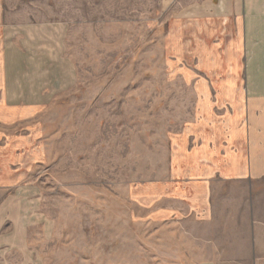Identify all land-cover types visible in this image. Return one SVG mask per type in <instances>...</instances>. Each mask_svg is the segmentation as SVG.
Masks as SVG:
<instances>
[{"label": "rangeland", "instance_id": "1", "mask_svg": "<svg viewBox=\"0 0 264 264\" xmlns=\"http://www.w3.org/2000/svg\"><path fill=\"white\" fill-rule=\"evenodd\" d=\"M234 1L6 0L28 104L0 105V205L39 264L154 261L162 237L146 217L161 198L175 205L160 189L194 161L188 128L222 103L210 85L245 79L264 45L252 23L264 6L246 8L244 33L241 13L231 25L194 17Z\"/></svg>", "mask_w": 264, "mask_h": 264}, {"label": "crops", "instance_id": "2", "mask_svg": "<svg viewBox=\"0 0 264 264\" xmlns=\"http://www.w3.org/2000/svg\"><path fill=\"white\" fill-rule=\"evenodd\" d=\"M5 3L0 0V105L28 104L16 89L18 79L7 56L15 48H8V43L19 38L14 34L7 43ZM215 6L213 2L197 9L194 17H214L225 24L241 13L245 20L246 8L263 7L264 0ZM235 9L241 10L235 13ZM259 13V21L252 23L264 44V9ZM244 20L241 33L247 30ZM260 51V56L246 62L245 79L210 85L209 90L227 92L217 93L222 103L203 108L188 128L194 145L188 157L193 155L194 161L179 166L180 181L161 185L165 193L161 197L175 205L166 207L161 198L160 214L146 217L150 234L156 240L162 237L163 243L154 254L149 248L154 256L149 264H264V45ZM175 147L183 149L181 142ZM5 210L0 205V264H39L38 256L27 249L26 225L15 223ZM7 220L12 226L3 231Z\"/></svg>", "mask_w": 264, "mask_h": 264}]
</instances>
